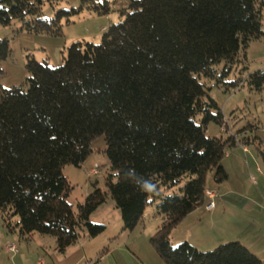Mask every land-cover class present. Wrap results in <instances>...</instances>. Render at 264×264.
Returning a JSON list of instances; mask_svg holds the SVG:
<instances>
[{
    "label": "trees",
    "instance_id": "obj_1",
    "mask_svg": "<svg viewBox=\"0 0 264 264\" xmlns=\"http://www.w3.org/2000/svg\"><path fill=\"white\" fill-rule=\"evenodd\" d=\"M42 3L0 0V27L18 20L28 32H56L55 20L41 17ZM128 9L123 21L102 31L99 44H71L59 67L30 59L27 88L0 90L3 226L19 240L49 236L64 253L83 230L90 238L105 230L89 219L108 195L126 232L158 200L163 222L149 242L164 263L264 264L239 242L201 251L170 241L173 228L208 203L207 176L217 184L227 179L222 159L237 142L206 136L208 124L223 126L224 118L201 78L213 79L224 62L221 80L239 50L264 37V0H131ZM7 55L3 40L0 60ZM248 83L261 90L264 72L249 75ZM98 137L109 164L106 191L94 185L74 212L63 168L80 167ZM183 179L180 195H161Z\"/></svg>",
    "mask_w": 264,
    "mask_h": 264
},
{
    "label": "rangeland",
    "instance_id": "obj_2",
    "mask_svg": "<svg viewBox=\"0 0 264 264\" xmlns=\"http://www.w3.org/2000/svg\"><path fill=\"white\" fill-rule=\"evenodd\" d=\"M130 3L131 0H43L41 17L55 20L50 26L56 32H28L18 20L0 27V42L6 40L8 44V55L0 60V90L27 88L26 63L30 59L59 67L71 44H99L102 28L123 21L130 12ZM261 23L264 32V11ZM224 65L221 62L216 67L213 79L201 78V82L224 118L223 126L209 123L206 136L223 139L233 136L237 142L222 159L227 179L217 184L211 174L207 176L206 189L216 193V210L209 215L203 207L197 209L173 228L170 241L177 246L189 240L201 251L239 242L264 261V86L255 91L248 83L249 75L264 72V37L251 40L245 50L240 49L230 71L218 80ZM232 83L238 85L237 89L227 90ZM199 120L200 117L196 122ZM91 149L80 167L63 168V175L72 186L67 201L74 212L94 185L106 191L109 164L104 137L93 140ZM96 166L98 174L89 176V170ZM185 182L183 179L175 187H162L161 195H180L179 189ZM158 204V200L150 203L136 228L126 232L122 230L120 212L108 195L89 219L91 223L104 225L105 230L95 238L88 237L83 230L78 241L64 253L55 250L54 239L49 236L34 234L32 240H19L16 233H9L3 226L7 216L6 212H0V264H166L149 242L163 222L157 214ZM10 222L14 226L18 218L12 217ZM11 242L17 246V252L9 255L4 246ZM18 253L21 258L17 261L14 257Z\"/></svg>",
    "mask_w": 264,
    "mask_h": 264
},
{
    "label": "built area",
    "instance_id": "obj_3",
    "mask_svg": "<svg viewBox=\"0 0 264 264\" xmlns=\"http://www.w3.org/2000/svg\"><path fill=\"white\" fill-rule=\"evenodd\" d=\"M104 30H105V28H102V31H104ZM243 150L246 151L245 148ZM97 174H98L97 166L95 168L90 169L89 170V173H88L89 176H95ZM205 196H206V198L208 200V203L205 206V210L206 211H211L215 207V205H214V199L216 198V193L215 192H212V191H209V190H206L205 191ZM4 249H5V251L8 254H14V253L17 252V246L14 243H8V244H6L4 246Z\"/></svg>",
    "mask_w": 264,
    "mask_h": 264
},
{
    "label": "crops",
    "instance_id": "obj_4",
    "mask_svg": "<svg viewBox=\"0 0 264 264\" xmlns=\"http://www.w3.org/2000/svg\"><path fill=\"white\" fill-rule=\"evenodd\" d=\"M103 28H104V27H103ZM224 170H225V169H224ZM216 207H217V206L215 205L214 209H212L211 211H206L205 208H204V206H203L205 213H209V215L212 214V212H213L214 210H216ZM199 208H202V207H199ZM199 208H197V209H199ZM197 209H196V210H197ZM196 210H195V211H196ZM195 211H193L192 213H194ZM192 213H190L187 217H185V219H184L183 221H185V220H186V219H187ZM183 221H182V222H183ZM182 222H181V223H182ZM11 234H14V233H11ZM7 240H11V239H7ZM30 240H32V238H31ZM187 241L190 243L189 240H187ZM6 243H7V242H6ZM11 243H13V242H11ZM190 244H191V243H190ZM191 245H193V244H191ZM193 246L195 247L196 245H193ZM9 255H12V254H9ZM16 258H17V261H18V260L21 258V254L18 253L17 255H15L14 260H15Z\"/></svg>",
    "mask_w": 264,
    "mask_h": 264
},
{
    "label": "clouds",
    "instance_id": "obj_5",
    "mask_svg": "<svg viewBox=\"0 0 264 264\" xmlns=\"http://www.w3.org/2000/svg\"><path fill=\"white\" fill-rule=\"evenodd\" d=\"M143 187L145 190L151 191V185H149L148 183H145Z\"/></svg>",
    "mask_w": 264,
    "mask_h": 264
}]
</instances>
